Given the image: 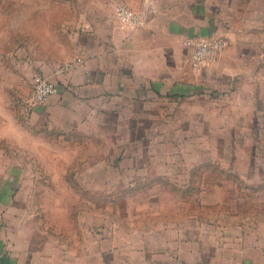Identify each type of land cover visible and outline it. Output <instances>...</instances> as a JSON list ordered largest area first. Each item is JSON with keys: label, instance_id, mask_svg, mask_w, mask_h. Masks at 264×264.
Returning <instances> with one entry per match:
<instances>
[{"label": "crops", "instance_id": "crops-1", "mask_svg": "<svg viewBox=\"0 0 264 264\" xmlns=\"http://www.w3.org/2000/svg\"><path fill=\"white\" fill-rule=\"evenodd\" d=\"M26 1L35 4L26 18L44 19V0ZM62 2L66 14L59 1L51 10L69 21L61 56L0 50V264H167L149 222L127 220L125 230L106 215L93 220L91 205L77 213L70 197L93 190L76 181L93 175L131 178V167L173 178L193 164L242 162L263 206L264 0ZM118 4L141 12L144 25H121ZM219 35L218 58L192 68L193 41ZM75 57L57 92L31 106L32 74ZM80 141L102 158L77 157ZM93 162L103 169L76 171Z\"/></svg>", "mask_w": 264, "mask_h": 264}, {"label": "rangeland", "instance_id": "rangeland-1", "mask_svg": "<svg viewBox=\"0 0 264 264\" xmlns=\"http://www.w3.org/2000/svg\"><path fill=\"white\" fill-rule=\"evenodd\" d=\"M58 1V15L66 14L63 0H44V19H27L28 7L34 9L35 4L0 0V50L24 47L33 56H61L68 46L69 21L51 18ZM80 144L75 148L77 157L92 151L88 159L102 158L96 155L100 148H84L83 141ZM83 166H91L97 172L103 169L102 164L93 162L76 164V171L83 170ZM131 170L130 167L131 178L103 182L93 175L85 184L80 183L83 180L76 181L75 188L86 186L93 190L90 196L70 197V201L75 200L77 213H82L83 205H91L93 220L106 215L124 225L125 230L127 220L149 222L148 233L155 232L156 240L162 237L167 246V264H264V210L260 211L264 205L259 203L258 186H253V194L249 195L242 162L233 166L193 164L185 170L187 173L181 169L173 178L156 177L149 171L134 175ZM146 204L152 207L149 209Z\"/></svg>", "mask_w": 264, "mask_h": 264}, {"label": "built area", "instance_id": "built-area-1", "mask_svg": "<svg viewBox=\"0 0 264 264\" xmlns=\"http://www.w3.org/2000/svg\"><path fill=\"white\" fill-rule=\"evenodd\" d=\"M114 16L121 25L129 28H137L145 23V17L141 12L124 4L116 5ZM185 42L191 43V39H187ZM192 44L193 52L190 62L193 68L197 69L212 63L218 57L226 44V39L223 36L205 37L195 39ZM80 62L81 58L75 57L54 66L48 73L42 71L33 73L31 76L30 104H44L58 90L56 78Z\"/></svg>", "mask_w": 264, "mask_h": 264}]
</instances>
